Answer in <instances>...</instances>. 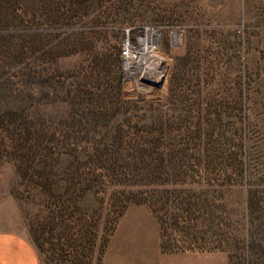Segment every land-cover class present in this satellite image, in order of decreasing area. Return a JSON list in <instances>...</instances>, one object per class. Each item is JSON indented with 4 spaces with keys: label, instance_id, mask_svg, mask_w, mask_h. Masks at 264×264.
<instances>
[{
    "label": "rangeland",
    "instance_id": "rangeland-1",
    "mask_svg": "<svg viewBox=\"0 0 264 264\" xmlns=\"http://www.w3.org/2000/svg\"><path fill=\"white\" fill-rule=\"evenodd\" d=\"M0 231L38 264H264V0H0Z\"/></svg>",
    "mask_w": 264,
    "mask_h": 264
},
{
    "label": "crops",
    "instance_id": "crops-1",
    "mask_svg": "<svg viewBox=\"0 0 264 264\" xmlns=\"http://www.w3.org/2000/svg\"><path fill=\"white\" fill-rule=\"evenodd\" d=\"M0 264H38V259L25 237L11 231H0Z\"/></svg>",
    "mask_w": 264,
    "mask_h": 264
},
{
    "label": "built area",
    "instance_id": "built-area-1",
    "mask_svg": "<svg viewBox=\"0 0 264 264\" xmlns=\"http://www.w3.org/2000/svg\"><path fill=\"white\" fill-rule=\"evenodd\" d=\"M123 50H124V51H123V53H122V56L126 58L127 56H129V53H128V51H129V50H128V47H127V46L124 47Z\"/></svg>",
    "mask_w": 264,
    "mask_h": 264
},
{
    "label": "bare ground",
    "instance_id": "bare-ground-1",
    "mask_svg": "<svg viewBox=\"0 0 264 264\" xmlns=\"http://www.w3.org/2000/svg\"><path fill=\"white\" fill-rule=\"evenodd\" d=\"M145 46V45H144ZM160 61V60H159ZM160 65V64H159ZM159 70V69H158ZM152 75V74H151ZM157 77H158V73H155L153 77H150L149 79L151 81H156L157 80Z\"/></svg>",
    "mask_w": 264,
    "mask_h": 264
}]
</instances>
